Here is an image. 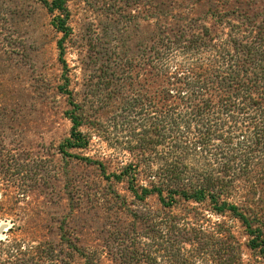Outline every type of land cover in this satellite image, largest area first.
<instances>
[{"label":"trees","instance_id":"1","mask_svg":"<svg viewBox=\"0 0 264 264\" xmlns=\"http://www.w3.org/2000/svg\"><path fill=\"white\" fill-rule=\"evenodd\" d=\"M42 1L69 37L70 0ZM215 1L197 18L154 2L149 44L140 45L138 62L122 60L121 81L133 91L122 111L135 124L136 144L127 143L137 156L118 171L72 153L87 149L90 137L79 131L85 107L62 89L73 128L60 154L96 167L114 203L135 206L117 189L126 184L139 204L130 222L113 216L114 264H264V0ZM8 161L0 165V195L16 189L24 197L34 186L23 184L27 171L12 155ZM150 199L155 207L147 208ZM60 230L57 245L1 239L0 264H74L76 255L98 263L97 252Z\"/></svg>","mask_w":264,"mask_h":264},{"label":"rangeland","instance_id":"2","mask_svg":"<svg viewBox=\"0 0 264 264\" xmlns=\"http://www.w3.org/2000/svg\"><path fill=\"white\" fill-rule=\"evenodd\" d=\"M157 1H168L166 6L175 5L196 18L216 4L215 0L210 4L70 0L72 32L64 38L53 27L42 0H0V165H10L12 155L15 164L27 171L28 181L23 184L34 186L24 197L16 189L7 197L0 195V240L57 245L64 226L79 247L97 252V264H114L119 245L108 248L109 233L116 231L113 216L130 222V211L139 204L126 184L117 189L135 206L129 210L114 203L96 167L60 154L59 147L73 128L68 115L72 100L62 89L73 92V102L85 107L79 131L90 137L87 149L72 153L102 161L108 173L133 162L137 152L127 142L137 140L130 132L135 124L126 123L131 114L122 111L133 91L121 81L128 74L122 60L138 62L140 45L149 44L152 6ZM61 41L67 69L61 61ZM138 74L135 69L132 76ZM147 203V208L155 207V199ZM74 264L85 262L76 255Z\"/></svg>","mask_w":264,"mask_h":264}]
</instances>
